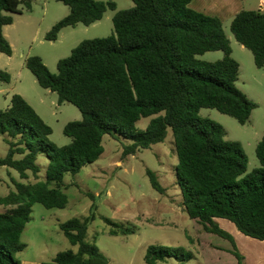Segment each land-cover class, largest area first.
<instances>
[{
	"label": "trees",
	"instance_id": "obj_1",
	"mask_svg": "<svg viewBox=\"0 0 264 264\" xmlns=\"http://www.w3.org/2000/svg\"><path fill=\"white\" fill-rule=\"evenodd\" d=\"M56 1L69 12L52 26L46 41H56L65 28L90 26L107 10H116L110 1ZM191 1L131 0V8L115 11L111 35L80 42L57 62L56 74L39 57L26 59L25 66L38 85L55 93L59 104L76 107L82 119L64 126L63 135L70 143L58 147L49 140L51 128L20 95H13L9 106L0 109V139L7 145L0 168L16 171L22 180L28 174L37 180L16 182L15 191L0 197V205L8 207L0 213V264H19L15 254L26 248L20 236L30 221L32 203L46 209L66 207L67 196L60 189L64 175H76L96 162L103 153L104 136L130 141L122 147L126 157L162 143L168 129L187 216L207 233L227 239L237 264L243 257L216 219L232 223L246 237L264 241V136L255 148L259 167L247 173L241 144L226 140L219 124L198 117L201 109H213L245 125L257 105L235 86L239 64L231 58L223 22L192 10ZM21 3L31 8L30 0H0V53L6 56H11L12 48L3 27L13 23L12 15L21 14ZM229 29L236 42L251 52L256 68H264V11L242 10ZM214 51H221L223 58L198 59ZM9 80V74L0 71V81ZM142 118L151 119L144 131H137L136 123ZM40 155L48 158L44 181L38 180ZM146 175L151 187L162 194L156 175L149 169ZM94 218L90 213L60 223L61 233L77 250L60 252L43 264H108L105 255L86 241ZM104 221L112 236L131 233L109 219ZM169 258L186 261L180 248L151 245L146 249V264Z\"/></svg>",
	"mask_w": 264,
	"mask_h": 264
},
{
	"label": "rangeland",
	"instance_id": "obj_2",
	"mask_svg": "<svg viewBox=\"0 0 264 264\" xmlns=\"http://www.w3.org/2000/svg\"><path fill=\"white\" fill-rule=\"evenodd\" d=\"M95 1L113 2L116 5L115 11L133 6L131 0ZM30 2V9L21 3L18 7L21 14L12 15L13 23L3 27L12 54L6 56L0 53V71L10 76L9 82L0 81V109L9 106L13 95H20L51 128L49 140L61 147L70 143V139L63 135L64 126L71 121H80L81 113L69 103L59 104L55 93L41 88L26 68L25 61L37 56L51 73L56 74L57 62L68 57L80 42L104 38L113 33L112 17L115 11L107 10L100 21L90 26L78 24L65 28L56 41H46L45 35L54 24L66 17L69 9L56 0ZM229 25L224 24L223 29L229 40L231 58L239 64L235 86L257 106L245 125L213 109H201L198 117L219 124L225 132L226 140L241 144L247 157L249 173L259 167L255 148L264 136V68H256L251 52L236 42ZM223 56L221 51H214L204 53L198 59L214 62ZM150 119H140L136 123V130L144 131ZM128 143L130 141L121 137L115 139L106 135L102 140L103 153L96 162L84 166L76 175H64L60 188L67 196L64 209H46L39 203H32L30 221L20 236L26 248L15 254L17 260L39 259L51 262L60 252H75L77 248L63 236L59 224L72 218L84 219L94 213V220L88 224L86 241L105 255L108 264H146V249L151 245L180 248L186 258L184 262L169 258L155 264H232L234 258L230 253V242L204 231L184 210L176 183L177 156L171 129L167 130L162 143L124 157L122 147ZM6 153L7 145L0 139V158ZM37 164L40 168L38 180L44 181L48 158L40 155ZM147 169L156 175L163 188L162 194L151 187L146 175ZM36 181L31 174L22 180L16 171L2 167L0 197L15 191L16 182ZM7 209L0 205V213ZM104 219L111 220L121 229L129 228L131 233L110 235V226ZM216 223L225 232H228L227 226L234 227L222 219ZM234 245L239 251L235 242Z\"/></svg>",
	"mask_w": 264,
	"mask_h": 264
},
{
	"label": "crops",
	"instance_id": "obj_3",
	"mask_svg": "<svg viewBox=\"0 0 264 264\" xmlns=\"http://www.w3.org/2000/svg\"><path fill=\"white\" fill-rule=\"evenodd\" d=\"M189 7L204 15L217 17L223 22V24H230L233 17L242 10L264 11V0H192ZM217 220L218 219L215 221L217 222ZM227 230V233L232 236L236 243L239 249L238 252L243 257L242 264H264V241H258L246 237L232 226H227ZM43 263L48 262L39 259L32 261H19V264ZM232 264H237L235 258Z\"/></svg>",
	"mask_w": 264,
	"mask_h": 264
}]
</instances>
